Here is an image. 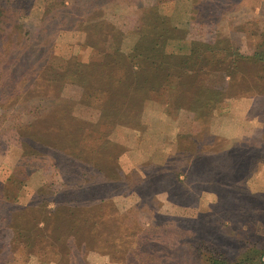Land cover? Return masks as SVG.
<instances>
[{
	"label": "rangeland",
	"instance_id": "374dc122",
	"mask_svg": "<svg viewBox=\"0 0 264 264\" xmlns=\"http://www.w3.org/2000/svg\"><path fill=\"white\" fill-rule=\"evenodd\" d=\"M215 247L264 264V0H0V264Z\"/></svg>",
	"mask_w": 264,
	"mask_h": 264
},
{
	"label": "trees",
	"instance_id": "16d2710c",
	"mask_svg": "<svg viewBox=\"0 0 264 264\" xmlns=\"http://www.w3.org/2000/svg\"><path fill=\"white\" fill-rule=\"evenodd\" d=\"M17 16H15L16 18ZM19 25V24H18ZM200 54V52L198 53ZM259 54V53H258ZM141 55V54H140ZM263 56V54H260L258 56L259 59H261ZM136 57V56H135ZM261 57V58H260ZM155 64L157 66H155V71H158V68H160L161 66L159 65V63H156ZM157 67V68H156ZM73 70L72 68H69V72L67 73L69 75V73H71ZM154 75V73H153ZM154 79L156 78V76H153ZM165 79V78H164ZM202 244H204V241L203 242H200ZM214 249V253H212L209 257V260L211 261L212 264H241L240 261H230L228 259V257L225 255V253H223L221 250H219L217 247L213 248ZM252 253V251H247V254H250ZM259 256L261 257L262 253H258ZM248 259V258H247ZM249 260V259H248ZM259 264H263L262 260H260Z\"/></svg>",
	"mask_w": 264,
	"mask_h": 264
}]
</instances>
